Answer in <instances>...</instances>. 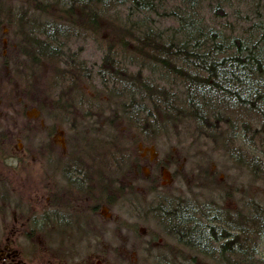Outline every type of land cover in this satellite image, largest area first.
<instances>
[{
	"label": "rangeland",
	"instance_id": "obj_1",
	"mask_svg": "<svg viewBox=\"0 0 264 264\" xmlns=\"http://www.w3.org/2000/svg\"><path fill=\"white\" fill-rule=\"evenodd\" d=\"M9 1L13 2L14 0ZM23 1L30 2V0ZM10 2L3 1L2 10L12 11L14 15L7 19L13 23L10 22L9 25L6 23L8 21H4L0 24V119L38 117L49 120L53 118L97 120L95 123H88V126L99 127L101 124L99 121H101L102 126L99 131H89V127L85 125L88 130L81 128L77 132L74 131V134L77 135L75 141H79L80 136H83L84 140L88 137L103 140L100 142V146L107 152V155H115L118 152L120 146L117 142L121 139L126 140L124 145L127 144L131 148L130 142L133 137H137V128L131 129L129 118L123 121L118 128V123L122 121H114L110 116L108 117L106 107L103 111L104 103L101 100L109 98V94H107L109 90L106 89L109 84L104 82L101 84L96 76V70L105 54L104 43L97 37L95 39L88 36L73 37L66 33L61 36L56 27L53 33L54 40L50 42L48 37L42 36L43 33L37 30L41 23L47 20V16L37 12L34 4L29 5L25 2L27 5L24 3L20 6L15 4L10 6ZM225 3L226 8L223 6V9L220 4V9L223 12L218 10V13L213 14L211 9H205L203 24L207 22L214 28L210 29L208 26L209 33H213L216 40L226 37V43H229L230 37H236L245 41L248 46L253 45L259 49L262 42L260 34L264 29V0H229L228 3ZM157 6L153 8V11L148 12L147 17L150 16V18H145L144 21L151 22L153 28L159 29L161 35L177 37L180 27L173 19L175 15L167 11L170 7L165 5L163 8H157ZM127 18L125 11L117 12V19L121 23H125ZM131 18L135 19L136 17L131 16ZM47 22L50 23L52 29L58 25L54 17L48 19ZM186 24L187 21H183V26ZM145 27L146 25L142 26V28ZM60 32L62 33V31ZM101 33L107 38L108 30L103 29ZM46 46H51L54 50H48L49 48ZM120 64L129 73H140V76L149 82L170 90L175 97L183 100L185 93L183 82L159 65L146 64L134 58H125ZM71 65L82 67L85 72L79 70L78 75L68 74L67 71L69 67H72ZM58 73L62 75L58 76ZM68 77L71 81H76L77 86L66 87ZM61 90L62 97L59 95ZM8 92L12 95L10 108H6L3 101L10 100L5 98ZM83 93L90 96L98 93L100 101L91 99L90 96L83 97L81 95ZM110 96L114 98L112 94ZM121 101L122 104H126L127 98L122 97ZM136 102L137 100L133 104ZM141 104L150 108L146 100L142 99L139 106ZM85 111L88 116L84 114ZM88 111L96 115H90ZM99 115L101 118L97 119L96 117ZM147 120L151 121L150 118ZM187 122L174 121L171 123V121H166L164 126L159 128L162 132H158L160 140L156 139L154 142L145 140L147 145L153 144L155 150H146L141 145L138 149V144L135 143L134 155L136 154L135 156L138 157L139 152L142 155L148 154V152L154 155L155 152L159 159L169 160L168 167L172 174L171 180L161 190L164 199L172 202V199H175V202L181 200L183 204L195 209L208 205L205 208L209 212L208 215L211 214L210 205H212V209H216V214L220 213L222 217H227V214L231 215L232 218L239 219L243 224L248 221L251 210L256 212L257 209L260 210L259 206L264 208V174L260 175L258 172L260 170L254 169L248 162L249 159H253L256 167L264 166L259 165L256 158V156L260 159L261 156L264 157V140L260 137H250L245 131H239V134L235 136L223 123L209 133L203 134L191 126L189 121ZM108 125L110 130L106 128ZM240 136L243 141L246 140L245 151L240 148L243 147ZM250 138H253L252 141ZM83 142L88 143L87 140ZM249 142L252 145H248ZM86 147L89 148L87 144ZM127 154L130 155L128 151ZM125 161L126 159L122 160L121 164H126ZM145 172H147L146 169ZM137 221L136 234L141 240L147 241L151 238L148 233L151 231L155 233V237L149 244L145 243L144 248L140 251L138 249L128 250L130 248L128 238L127 245L123 250L125 252L119 254L127 264L166 262V259L170 257L166 258L162 254L161 248H165L164 253L177 249L175 243L164 236L169 233L161 225L154 224L153 220L138 219ZM263 227L262 223L256 232L254 229L252 232L248 230L245 236L249 245H255L254 251L252 250L254 259L264 260L261 257L264 256ZM131 240L134 239L131 238ZM179 248L188 250L183 246ZM117 260H119L118 257ZM107 261L109 264L115 262L111 258H108Z\"/></svg>",
	"mask_w": 264,
	"mask_h": 264
},
{
	"label": "trees",
	"instance_id": "obj_2",
	"mask_svg": "<svg viewBox=\"0 0 264 264\" xmlns=\"http://www.w3.org/2000/svg\"><path fill=\"white\" fill-rule=\"evenodd\" d=\"M3 1L10 2L0 0V24L8 21L7 18L5 19V14L14 15L12 11L2 10ZM228 1L30 0L25 2L29 5L34 4L36 11L47 16V20L53 17L56 19L58 25L53 29L47 20L41 23L38 29V32L43 33L42 36L45 35L49 40L54 39L53 33L56 27L61 36L66 33L73 37L88 36L91 39L97 37L104 43L105 54L96 70V76L101 84L102 82L109 84L106 88L109 90L107 93L109 98L101 100L104 103L103 111L106 107L108 117L110 116L114 121H122L118 123V128L128 118L132 125L131 129L137 128V137H133L130 142L131 148L127 144L124 145L126 141L124 139L117 142L122 154L115 155L124 160L128 155L127 151L130 156L136 155L134 151L137 141L146 143L145 140L154 142L159 139L158 132H161L159 128L163 127L166 121L171 123L189 121L191 126L203 134L209 133L223 123L235 136L239 134V131H245L250 137H260L264 140V29L260 34L261 46L257 49L236 37H230L229 43H226V37L216 40L213 33L210 34L207 29L208 23L203 24L205 9H211L213 14L218 13V10L223 12V6L226 8L225 2L228 3ZM25 2L14 0L9 4L20 6ZM156 5H158L157 8H163L165 5L170 7L167 11L175 15L173 19L180 27L177 37L161 35L159 29L153 28L151 22L144 21L145 18H150L147 15ZM119 10L127 14L125 23L117 19ZM131 16L136 18L133 19ZM127 21L130 23L128 24ZM183 21H187L186 26H183ZM8 22L6 23L10 25L12 21ZM143 25L146 27L142 28ZM103 29L108 30L107 38L101 33ZM46 47L49 48L48 50H54L51 46ZM125 58H134L146 64H157L178 77L185 88L183 100L175 97L170 90L149 82L140 76V73L132 74L126 71L120 64ZM71 66L74 69L69 67L68 74L78 75L79 70H83L82 67ZM61 75L58 73V76ZM67 81L66 87L77 86L76 81H71L70 77ZM63 91L66 92V90ZM111 94L114 98L110 96ZM81 95L90 96L85 93ZM11 96L10 92L5 95V98L10 99L8 102L3 100L6 108L11 107ZM122 97L127 98L126 104H122ZM90 98L100 101L98 93ZM142 99L149 103L150 108L144 104L139 106ZM135 100L137 102L133 104ZM84 114L88 116L87 111ZM89 114L96 115L90 112ZM96 118L101 117L99 115ZM148 118L151 121H148ZM114 127L117 128L115 125ZM240 137L243 145L240 148L245 151L246 140L243 141L242 136ZM252 139L250 138L251 141ZM248 145L252 143L249 142ZM256 158L259 165H264L263 156L261 159L258 156ZM248 162L254 169L260 170L258 171L260 175L264 174V166L256 167L253 159H249ZM184 206L189 205L184 204ZM206 206L208 205L196 209L193 219L189 215L179 217L173 211L164 219L167 230H170L169 234L175 236L176 247L183 243L188 249H181L184 253L177 254L174 258L175 262L180 264H264L261 258L252 257L255 245H249L245 237L248 230L252 232L254 229L256 232L262 223L264 224V208L259 206L260 210L257 209L256 212L251 210L250 217L244 225L231 215L222 217L220 213L216 214V209H212V205H210L211 214L208 215ZM212 212L215 213L216 219L211 217ZM173 220L179 225L177 226ZM214 221L216 225L211 224ZM164 249H161L164 256L168 252H173L169 250L164 253ZM261 257L264 258V256ZM167 260L160 264H172L169 259Z\"/></svg>",
	"mask_w": 264,
	"mask_h": 264
},
{
	"label": "flooded vegetation",
	"instance_id": "obj_3",
	"mask_svg": "<svg viewBox=\"0 0 264 264\" xmlns=\"http://www.w3.org/2000/svg\"><path fill=\"white\" fill-rule=\"evenodd\" d=\"M90 122L97 120L0 119V264H109L108 258L127 264L119 253L128 238V250L140 251L155 237L137 236L138 219L170 233L164 219L171 206L184 204L161 194L171 180L169 160L139 152L122 165L101 140L75 141L74 131L88 130ZM179 253L177 247L166 256L180 264Z\"/></svg>",
	"mask_w": 264,
	"mask_h": 264
},
{
	"label": "bare ground",
	"instance_id": "obj_4",
	"mask_svg": "<svg viewBox=\"0 0 264 264\" xmlns=\"http://www.w3.org/2000/svg\"><path fill=\"white\" fill-rule=\"evenodd\" d=\"M5 16V18H9V17H12L10 14H5L4 15ZM39 28H37V30H38ZM53 40L54 39H52V40H50V42H53ZM36 48L38 49V47L36 46ZM59 95H61V97L63 96V93L62 92H60L59 93ZM101 122V121H100ZM100 126H102L101 124H99V127ZM107 128V130H110L111 128H109V125L106 127ZM103 141V140H102ZM138 142H143V141H137V143ZM143 143H145V142H143ZM141 145V144H140ZM154 148L152 147V150H153ZM118 153L119 154H122V150L120 149V150H118ZM128 157L130 158V155L128 154V155H126V158L125 159H128ZM172 207V209H170V211L172 212H175V214L177 215V216H183V215H189V216H191V219H193V218H195L194 217V214H195V212H196V209L194 208V207H191V206H182V207H177L176 205H173V206H171ZM186 212H189L188 214H186ZM211 217H214V219H216L215 218V213H212V215H211ZM174 221V220H173ZM246 222L247 221H245L243 224H246ZM174 223L178 226L179 224L178 223H176V221H174ZM226 223V222H225ZM212 225H216V221H214V222H212L211 223ZM185 247V245L183 244V243H181L180 244V246L179 247Z\"/></svg>",
	"mask_w": 264,
	"mask_h": 264
}]
</instances>
